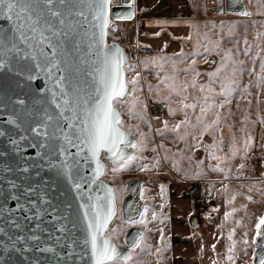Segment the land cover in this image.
Returning a JSON list of instances; mask_svg holds the SVG:
<instances>
[{
  "label": "rangeland",
  "instance_id": "rangeland-1",
  "mask_svg": "<svg viewBox=\"0 0 264 264\" xmlns=\"http://www.w3.org/2000/svg\"><path fill=\"white\" fill-rule=\"evenodd\" d=\"M190 1L197 15L191 18L189 25L180 26L181 36L175 35L171 24H164L167 16H161L164 19L160 18L157 24L162 26L153 33L145 27L151 18L139 12L135 15V34L141 47L138 57L125 65V72L128 80L138 73L139 83L134 94H128L118 103L122 107L123 126L137 136L138 142L144 141V149L155 151L146 156L135 149L136 159L128 167L121 164L109 169V177L121 193L127 190L130 178H141L143 195L149 201L143 216V223L149 217L148 232L141 239L139 249L131 251L132 259L126 264H252L258 238L257 224L264 218V72L260 69L264 64V0H245L246 12L251 15L218 14L209 11L208 3L203 0ZM164 3L165 0L161 2V9L167 11ZM128 23L121 19L119 39L110 34L108 38L122 41ZM162 34L165 35L155 41V49L149 48L148 42L153 35L161 37ZM170 39L178 40L179 48L161 49L162 43H170ZM229 79L236 81L231 95H218L221 85ZM193 80L196 87L191 86ZM201 86L205 91H200ZM209 87L212 92L207 91ZM152 92L160 99L157 101L159 107L148 105L153 104L146 100ZM133 95L136 98L141 95L142 101L135 104ZM185 95L188 97L186 103H194L198 98L201 105L203 98L208 97L211 108L202 119L205 124L212 125L210 129L205 131L198 123L199 107L195 111L180 110V99ZM133 104L137 108H133ZM138 104L143 107L138 108ZM185 111L189 114L187 117ZM217 114L220 117L218 125L214 124ZM185 119L189 122L176 132L164 127V121L171 129ZM158 129L164 132L163 136ZM185 136L187 147L202 144L204 151L198 158L193 159L189 153L184 155L181 142ZM174 144L171 151L169 146ZM233 144L238 149L235 155ZM213 153L221 159H213ZM257 156L261 159V168L250 161ZM238 162L255 167L257 174L251 173L253 178L249 181L239 178L238 170L233 169ZM113 168L119 170L114 172ZM173 168L176 175L170 186L183 214H186L189 190L194 184L191 177L201 178L203 183L201 230L191 240L166 238L153 219L157 207L169 198L165 170L171 175ZM196 168L199 170L195 174ZM125 227L123 225L124 230ZM261 229L262 225L260 233ZM230 246L233 247L232 261L227 259Z\"/></svg>",
  "mask_w": 264,
  "mask_h": 264
},
{
  "label": "water",
  "instance_id": "water-1",
  "mask_svg": "<svg viewBox=\"0 0 264 264\" xmlns=\"http://www.w3.org/2000/svg\"><path fill=\"white\" fill-rule=\"evenodd\" d=\"M224 7L227 13L246 12L242 0H225ZM107 13L109 24L104 30L102 44L109 45L112 51L119 49L125 71L128 64L125 48L119 40L109 41L108 34L117 29L118 19L133 16V0H110ZM88 18L92 19L91 16ZM15 27L13 20L0 16V34L11 36ZM93 31L95 38L92 37ZM99 33V27L89 28L87 34L81 30L77 42L82 50L78 53L80 59L76 61V66L68 68L61 64L62 71H55L51 75L47 70L36 67L40 58H32L35 54L27 44H20L19 55L13 50L7 56L0 57V63L4 65L0 67V264H94L90 244L85 243L89 239L88 220L96 212V208L89 205H95L96 197H100L99 203L109 206L105 210L114 209L116 215L115 189L103 175L108 161L111 164L121 162L114 163L108 158L110 154L102 152L100 160L103 172L96 176V161L85 150L76 157L81 160L79 175L75 168L69 175L62 168V163L66 156L71 162L78 149L72 147L67 152L62 151L67 146V140L56 129L57 120H63L60 114L64 108L56 107L57 103L62 105L63 100L60 97L61 86L57 84L53 87L54 77L67 73L72 88L79 90L81 95L90 91L94 78H97L93 71L97 63L92 56L95 49L93 39L98 41ZM89 44H93V47L89 48ZM43 51L45 56H53L47 42ZM210 60L213 61V58L210 57ZM115 107L120 112L118 103ZM67 123L63 121L61 125L65 133L69 131ZM122 130L127 134V139L134 143L135 136L124 127ZM53 132L55 135H52ZM124 151L125 156H131L130 148ZM85 155L88 159H83ZM80 176L88 182L82 181ZM142 182L137 177L127 181L129 193L122 207L128 221L138 219L145 206L140 196ZM77 183L80 184L79 188L76 187ZM85 212L89 215L86 216ZM115 215L100 238H110L122 256L128 255L129 247L137 242L141 229L138 226L130 227L125 245L119 246L106 232L108 226L113 225ZM261 260H264V225L261 236L257 238L252 264H260Z\"/></svg>",
  "mask_w": 264,
  "mask_h": 264
},
{
  "label": "snow or ice",
  "instance_id": "snow-or-ice-1",
  "mask_svg": "<svg viewBox=\"0 0 264 264\" xmlns=\"http://www.w3.org/2000/svg\"><path fill=\"white\" fill-rule=\"evenodd\" d=\"M109 3L110 0H0V16L13 20L16 26L11 36L0 34V57L7 56L13 50H15L16 55H19L21 52L20 44H27L35 54L32 58L34 60L38 57L40 58V62L36 64V67L47 70L49 75L55 71H62L60 68L61 64L66 65L68 68L76 66V61L80 59L78 53L82 50L77 42V37L80 36L81 30L87 34L89 28L95 29L99 27L100 29V39L98 41L93 39L95 49L92 52V56L97 62L93 71L97 74V78H94L91 90L81 95L79 90L71 87L69 83L70 76L67 73L54 77L55 83L53 87L57 84L61 86L60 97L63 100V104L57 103L56 107L60 108L63 106L64 108V112L60 114L63 120H57L56 122V129L67 140V146L61 150L67 152L72 147L78 149V153L73 154L71 162L66 156L62 163V168L66 169L69 175H71L74 168L77 169V175H79L81 160L76 157L79 153H84L85 150L91 153V158L95 159V173L96 176H99L103 172V165L100 160L102 152L110 154L108 158L112 159L114 163L122 162V167L126 168L136 157L125 156L124 150L131 147L132 149L143 151L145 147L143 140L133 143L127 139V134L122 130L121 114L115 107V104L124 101L128 94L135 93L139 83V74H135L131 80L126 79L123 57L119 49L112 51L109 45L102 44L105 35L104 30L109 24L107 18V6ZM243 14L251 15V13L247 12ZM89 16L92 17L91 20H89ZM73 18L76 19L75 23H73ZM96 22L99 23L97 24ZM95 36L96 33L93 31L92 37L95 38ZM45 42H47V47L53 51L52 57L44 55ZM92 47L93 44H89V48ZM23 58L27 59V56ZM193 64H195V60H193ZM3 66V63H0V67ZM260 69L264 72V64L260 65ZM85 75H88L87 71H85ZM165 79H168V77H165ZM235 83L234 79H229L226 84L221 85L222 90L218 95L230 96ZM129 85H131V88ZM191 86L196 87L194 80ZM169 87L176 91L172 85H169ZM186 88L187 85H185V90ZM200 91H205L203 86L200 87ZM207 91L212 92L213 90L209 87ZM177 95H180V93L177 92ZM53 97V102H55V92ZM187 99L186 95L181 97L180 104L182 108L180 110L192 109L195 111L199 107L200 115L196 119L198 123L203 125L205 131L210 129L212 125L205 124L202 119L211 108L208 103V97L205 96L203 98L202 105L199 103L198 98L194 103H186ZM136 100L137 98L133 95V101ZM134 107L135 104H133ZM219 107L222 108L223 104H220ZM173 115H175V112H173ZM185 116L187 117L186 111ZM63 121H68L66 126L69 131L67 133L64 132V128L61 126ZM188 122L185 119L173 128L168 129V122L164 121V127L169 131L176 132L181 128L182 124H187ZM219 122L220 117L217 114L214 124L218 125ZM157 131H160L161 136L164 135L163 131L159 129ZM52 135H55V132ZM245 145L247 146V141H245ZM152 150L155 151V149ZM237 152L238 149L233 144V155ZM212 158L215 160L221 159L215 153H213ZM83 159H88V157L85 155ZM240 167L243 168L244 165L241 164ZM118 170V168L112 169L114 172ZM219 170L223 171V169ZM80 179L88 182L85 181L83 176H80ZM76 187L79 188L80 184L77 183ZM99 201L100 197H96V204L89 205V207H95L96 212L88 220L89 239H86L85 243L90 244L91 257L94 260V264H122V262L126 264L127 261L132 259V256L130 254L122 256L116 246L112 244L110 238H100L108 222L115 215V211L114 209L105 210L109 206L107 204L101 205ZM85 215L87 216L89 213L85 212ZM140 222H144L143 218H141ZM260 225H264V218H261L259 224H257L258 237L261 236L259 232ZM228 238L231 240L232 235L229 234ZM133 247L136 248L139 245L133 243ZM228 252L227 259L232 261L233 255L231 253L233 252V247L230 246ZM260 264H264V260H261Z\"/></svg>",
  "mask_w": 264,
  "mask_h": 264
},
{
  "label": "flooded vegetation",
  "instance_id": "flooded-vegetation-1",
  "mask_svg": "<svg viewBox=\"0 0 264 264\" xmlns=\"http://www.w3.org/2000/svg\"><path fill=\"white\" fill-rule=\"evenodd\" d=\"M203 1H205L206 4L208 3L209 11L211 10V11L216 12L218 14H220V13L230 14V13H227L225 11V7H224L225 0H203ZM242 1H243L244 6H245V9H247L245 0H242ZM115 2H119V0H115ZM133 2H134V0H133ZM133 8H134V4H133ZM219 10H221V11H219ZM135 15H136V11L134 10L133 16L131 18L126 19L128 22H129V20H132V26H134V20L136 19ZM120 22H121V19H118L117 20V28L120 25ZM138 43H139V41H138ZM213 60H214V58H213ZM126 97L124 98V100L126 99ZM140 100L142 101L141 95L139 97H137L135 104L139 103ZM146 100H148V102L151 101L153 103V104H151V103L148 104L150 106V108H151V105L158 106V107L160 106L157 103V101H160V99H158L157 94H155L153 92L147 95ZM118 104H120V103H118ZM138 106H139L138 108L143 107L140 104H138ZM119 107H120V112H121L122 107L121 106H119ZM135 107L137 108V106H135ZM150 108H149V110H150ZM163 109L165 110V106H163ZM159 113L160 112H158L157 115H160ZM121 115H122V113H121ZM188 115L189 114L187 113V116ZM122 122L124 123L123 115H122ZM124 128L127 129L126 127H124ZM129 132L135 136L134 143H137L138 142L137 136L133 132H131L130 130H129ZM186 138H187V136H185L183 142H181L182 146L185 149L184 155H187L189 153L192 155L193 159L198 158V155L201 154L202 151H204L202 148V144L201 145L198 144V145H195L193 147L188 146L189 147L188 148L187 147L188 142H185ZM174 147H175V144L172 146H169L171 151L174 149ZM129 148L132 150L131 156H133L135 153V149H132L131 147H129ZM142 152L146 156H151L153 151L151 149H144ZM121 164H122V162L120 164H111L108 161L107 169L103 175V178L113 185V187L115 189V193H116V199H117V212H116V215L114 217V223L112 226L111 225L108 226L106 232L108 235H111L116 240V242L119 246H123V245H125L126 234H127L128 230L130 229V227L138 226L141 229V235L138 238L136 244H138L140 246L141 239L143 237H145V234L148 232V231H146V228H147L146 224L148 226V224L150 222L149 217H148V220L143 224L140 221H141V218L144 219L143 216L145 214V209H147V207L149 205V201L143 195L144 183L142 182L140 196H141L142 200L145 202V206L143 208V211H142V213L138 219L133 220V221L126 220V218L124 216V211H123L122 205H123V200H124L125 196L129 193L128 184H127V190L124 193H121L117 184H115V182H113L112 179L109 177V169L112 167H118ZM195 167H197V166H195ZM198 170H199V168H196L194 173L196 174ZM171 173L172 174L169 175L167 173V170H165L166 179H164V180H165L166 186L168 187V190H166V192H167V195L169 198L157 207V209L154 211L155 215H153V219L155 220V224L161 227L160 228L161 229V232H160L161 235H165L166 238H170L172 240L174 238L175 239L176 238L181 239V240H187V239L191 240V239H194V237L197 234H199L200 233L199 231L201 230L200 215H201V206H202L201 204H202L203 200L198 199V197H199L203 183L201 181V178H197L196 176L191 177V180L194 181V184H193V187L189 190V199H188L187 204H186V214H183V212H182L183 208H181V206L179 207V204L174 199V195H173L174 191L172 190V188L170 186L171 183L174 181V177L176 175L174 168L171 170ZM133 178H136V177H133ZM162 182H163V180H162ZM130 216H133V215L130 214ZM123 225H126L125 230L123 228ZM137 249H139V247H136V248H134L133 246L129 247V254H131V251H133V250L135 251ZM170 249H171V247H170ZM185 251H186V249H185Z\"/></svg>",
  "mask_w": 264,
  "mask_h": 264
},
{
  "label": "crops",
  "instance_id": "crops-1",
  "mask_svg": "<svg viewBox=\"0 0 264 264\" xmlns=\"http://www.w3.org/2000/svg\"><path fill=\"white\" fill-rule=\"evenodd\" d=\"M162 1L163 0H134L133 2L134 10L136 12H139L140 15L151 18L149 23H145L146 24L145 27L148 29V31L153 32V33L157 32L159 28L162 26L157 23L159 22V20L164 19V18H161V16H167L169 18L164 19L166 20L164 22H167L164 24L166 25L171 24L170 28H174V30L176 31L175 35L181 36L182 28L180 26L189 25L188 23L190 22L191 18L197 15L195 13L194 7L191 4V1L190 0H165L164 9H166L167 11H162L161 9ZM164 35L165 34H162L161 37H156L155 35H153L152 39L148 42L151 46H148V47L151 49H155L156 44H157L155 42L156 39L162 38ZM153 41L155 43H153ZM177 42L178 40L176 39H173V40L170 39V43L163 42L160 48L164 50H167V49L174 50L176 48H179L180 46V45H177ZM247 160L249 161L248 155H247ZM241 164H243V162L235 163V167L233 168V169L236 168V170H238L239 178L242 177L249 181L250 179L253 178L251 176V173L257 174V172L255 171L256 170L255 167L250 168V167H247V165L243 164L244 167L241 168L240 167ZM261 173H262V170H261Z\"/></svg>",
  "mask_w": 264,
  "mask_h": 264
},
{
  "label": "built area",
  "instance_id": "built-area-1",
  "mask_svg": "<svg viewBox=\"0 0 264 264\" xmlns=\"http://www.w3.org/2000/svg\"><path fill=\"white\" fill-rule=\"evenodd\" d=\"M108 40L111 41L114 39L108 38ZM119 41L124 45V48L127 47V49L125 48V51L127 54L128 61L130 59L134 60L138 57L140 46L136 38L135 27L132 26V20H129L127 34L125 35L124 39L122 41L121 40ZM260 160L261 159L258 156L250 158V161L259 168L262 167V162ZM202 190H204L203 186L201 187V191L198 199H202L203 196Z\"/></svg>",
  "mask_w": 264,
  "mask_h": 264
},
{
  "label": "trees",
  "instance_id": "trees-1",
  "mask_svg": "<svg viewBox=\"0 0 264 264\" xmlns=\"http://www.w3.org/2000/svg\"><path fill=\"white\" fill-rule=\"evenodd\" d=\"M120 30H121V26L119 25L115 31H109V34L113 35L115 39H119L118 37L120 36L121 33Z\"/></svg>",
  "mask_w": 264,
  "mask_h": 264
}]
</instances>
